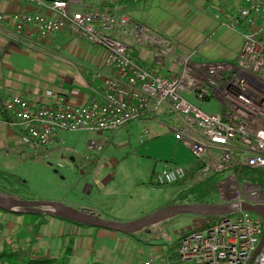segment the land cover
Returning a JSON list of instances; mask_svg holds the SVG:
<instances>
[{
	"label": "built area",
	"instance_id": "1",
	"mask_svg": "<svg viewBox=\"0 0 264 264\" xmlns=\"http://www.w3.org/2000/svg\"><path fill=\"white\" fill-rule=\"evenodd\" d=\"M131 1L141 4L150 0ZM27 2L46 5L58 17L39 12L0 14V23L7 22L16 38L34 44L67 29L103 48L108 58L104 72L98 74L103 86L87 105L72 104L61 96H56L53 105L32 106L20 96L4 102L8 122L23 144L41 149L63 133L114 135L131 123L164 125L175 117L181 123L175 130L178 137L184 139L202 168L190 178L192 167L165 162L156 185L184 184L189 189L228 173L214 191L216 204L230 212L217 217L214 225L186 234L176 261L163 256L158 262L151 258L144 264H264V245L254 257L264 233L263 219L242 209L244 204L264 207L263 186L239 181L245 171L264 170V41L258 25L264 17V0H244V7L226 24L242 38L234 63H195L192 54L179 55L169 39L126 15L96 8L75 10V0ZM126 27H131L135 39L152 45L158 64H164L163 58L175 59L177 69L164 76L140 63L130 46L114 36ZM192 99L200 103L214 99L220 109L206 113ZM90 149L101 151L102 146L92 143Z\"/></svg>",
	"mask_w": 264,
	"mask_h": 264
},
{
	"label": "crops",
	"instance_id": "2",
	"mask_svg": "<svg viewBox=\"0 0 264 264\" xmlns=\"http://www.w3.org/2000/svg\"><path fill=\"white\" fill-rule=\"evenodd\" d=\"M75 1V10L96 8L117 15H126L133 22L140 21L142 23L138 24L141 26L145 25L156 30L159 36L161 34L168 36L167 38L173 37L174 40L182 44L195 41V46L184 48L178 47L175 44L176 41L173 40L176 51L192 54L195 63H234L242 48L241 34L231 31L226 27V24L244 7V0H150L141 4L131 0ZM16 12H39L50 18L58 17L46 5L40 6L37 3L27 2V0H0V14L8 15ZM258 25L262 28L261 33L264 41V17L259 20ZM114 36L127 43L133 55L145 66L156 68L161 74L167 75L177 69L174 61H164L163 65L158 64L156 52L151 46H148L147 42L137 41L131 34V27L114 32ZM107 58L108 54L103 48L73 35L67 29L52 39L31 44L16 38L9 30L8 23L1 22L0 99L4 104L9 98L20 96L32 106H42L53 105L56 96H61L72 104L87 105L97 96V89L103 86V79L98 77V74L104 72ZM161 126H166V124ZM132 127L128 125L114 135L108 133V137L89 141L87 148L93 141L108 145L112 143L117 147L118 144L116 145L115 140L120 144L125 142L126 137L130 136L129 128ZM144 142L141 139V143ZM65 147L66 142L63 134L49 147L35 149L27 146L23 144L17 130L9 122L3 120L0 115V170L5 173L7 168L12 166V161H16L13 159H19L23 155L33 156V154L47 158L51 156L50 154L61 152V148ZM27 151L33 153L30 154ZM125 159V157L102 154L97 160H92L91 164L86 167L89 170L86 171V168L84 170L89 180L84 183L83 193L88 197L90 204H76L75 209H90L95 212L97 217L118 224L132 223V218H125V220L131 221H122L120 217L115 216V212L121 206L116 203L123 196L117 191L122 186H118L120 181H116L115 174L111 171L109 176L104 178L105 173L102 174L100 169L101 175L99 176L103 175L102 179L97 178L95 181L92 176L99 166L106 163L110 170H117L118 165ZM193 164L194 162L190 164L189 168L193 167ZM130 196L131 193L128 192L127 197ZM212 203L216 204L215 201ZM147 216L149 215H142L140 219ZM51 218L53 219L51 221H58L79 232L80 230L87 231L86 229L90 227L73 224L56 217ZM58 225L63 228L61 224ZM133 232L122 234L125 237L133 238ZM102 235H105L104 238L108 237L106 234ZM81 236L83 237V235ZM82 240L84 239L82 238ZM74 244L76 245L72 256L74 260L82 259L86 253H90L85 242L78 241ZM104 255L106 254L103 253L100 255L101 257L96 258L100 257V262H110L109 259L104 260ZM163 255L165 254L160 249L156 250L153 253V256L156 257L153 259L158 262Z\"/></svg>",
	"mask_w": 264,
	"mask_h": 264
},
{
	"label": "rangeland",
	"instance_id": "3",
	"mask_svg": "<svg viewBox=\"0 0 264 264\" xmlns=\"http://www.w3.org/2000/svg\"><path fill=\"white\" fill-rule=\"evenodd\" d=\"M138 23L142 22L138 21ZM151 30L159 35L156 30ZM160 36L168 37L161 34ZM172 38H167V40L169 39L174 47H176L175 44L184 48L196 45L195 41L182 44ZM147 44L152 48L150 43L147 42ZM160 58L163 57L160 56ZM163 60L175 62V59L163 58ZM153 69L156 70V68ZM159 73L161 72L159 71ZM162 75L167 76V74ZM192 101L202 107L206 113L218 112L220 109V104L214 99L207 103H200L194 99ZM165 124L166 126H161L159 123L150 121L131 123L129 127H133L129 128L130 136H127L122 144L115 140L116 145L118 144L117 147L112 143L109 145L107 143L99 144L96 141L90 143V145L95 143L102 146L101 151L90 149V145L87 148L88 142L108 137V133L86 131L63 133L66 147L61 148V152L50 154L51 156L47 158L33 154V156L23 155L19 159H13L16 161H12V166L7 168L6 173L15 176L21 182L14 186L0 181V197L10 200L60 202L74 209L76 204L87 203L89 205L88 197L83 193L84 183L89 180L84 170L92 160L95 161L104 154L126 158L118 165L117 170H110L106 163L92 173L93 179L97 181V178H103V175L99 176L101 173H105L104 178H107L106 176H109L112 171L116 181H120L118 186H122V188L117 191L123 196L116 203L121 206L115 212V216L120 217L122 221H137L142 215H152L173 205H212V201L217 202L218 198L214 187L228 176V173L213 176L210 183L202 185L199 188L202 196H189L185 200L179 198L178 195L188 192L186 185L163 188L156 185L157 175L165 162L189 167L195 161L192 151L175 131L181 127L180 121L174 117ZM141 139L145 142L141 143ZM27 153L33 152L27 151ZM88 170L86 168V171ZM261 171L263 170L243 172L239 176L240 183L248 181L251 184H260L264 190V173ZM128 192L131 193L130 197H127ZM89 213L96 215L92 210ZM179 216L134 231L133 238L125 237L119 232L92 226L86 229L87 231L80 230L79 232L58 221H51L53 219L48 217V224L39 231V243L34 250L43 252L46 258H59L69 245L76 250L74 243L80 241L85 242L90 253H86L84 258L78 260H74L72 257V264H144L149 259L156 257L153 256V253L159 249L165 254L163 256L173 259L175 252L178 255L181 240L186 234L214 225L219 217ZM125 218L132 219L125 220ZM35 222L36 220L31 215L16 216L10 213H0V223L3 225L0 232V251H2L4 243L10 244L9 247L13 250L26 248L30 240L31 227ZM58 224H61L63 228ZM102 234H106L108 237L104 238L105 235ZM103 253L106 254L104 260L109 259L110 262H100V255ZM98 256H100L99 259L96 258Z\"/></svg>",
	"mask_w": 264,
	"mask_h": 264
},
{
	"label": "water",
	"instance_id": "4",
	"mask_svg": "<svg viewBox=\"0 0 264 264\" xmlns=\"http://www.w3.org/2000/svg\"><path fill=\"white\" fill-rule=\"evenodd\" d=\"M0 208L8 212L14 213H40L49 216L59 217L67 219L87 226L103 228L114 232H120L123 234H129L134 230L150 226L157 222L167 220L179 215H208V216H220L230 211L222 210V206L216 204H195V205H173L162 210L155 212L152 215L144 217L138 221L130 224H118L104 220L91 215L89 209L82 208L80 210L66 206L60 202H39V201H22V200H11L7 204L0 202ZM242 209L256 213L260 215L264 223V207L259 205H242ZM264 245V233L260 245L254 254L262 249Z\"/></svg>",
	"mask_w": 264,
	"mask_h": 264
},
{
	"label": "trees",
	"instance_id": "5",
	"mask_svg": "<svg viewBox=\"0 0 264 264\" xmlns=\"http://www.w3.org/2000/svg\"><path fill=\"white\" fill-rule=\"evenodd\" d=\"M0 115L3 120H5L6 122L9 121V118L4 108V104L1 101V99H0ZM201 168H202V164L194 161L192 172L189 174V177L190 178L193 177L197 172L201 170ZM261 172L264 173V170ZM212 178L198 185H195L192 188H189L187 193H183V194L180 193L178 197L181 198L182 200H185L189 196H202L199 191V188L204 184L210 183ZM0 181L10 183L11 185L14 186L21 182L15 176L9 175L1 170H0ZM0 213H5V214L10 213L16 216L31 215L36 220V222L31 227L30 240L26 248L20 250H13L9 247L10 244L4 243V247L2 251H0V264H72L71 258L73 256L74 249L71 245H69L66 248L65 252L59 258H46L43 252H36L34 250L35 246L39 243L40 229L47 224L48 217H54V216L43 215L40 213H14V212H8L1 208H0ZM56 218L67 222L76 223L81 226H87L85 224H80L67 219H63L59 217ZM2 229H3V225L0 223V232ZM173 259L174 260L178 259V255L176 252L173 255Z\"/></svg>",
	"mask_w": 264,
	"mask_h": 264
},
{
	"label": "bare ground",
	"instance_id": "6",
	"mask_svg": "<svg viewBox=\"0 0 264 264\" xmlns=\"http://www.w3.org/2000/svg\"><path fill=\"white\" fill-rule=\"evenodd\" d=\"M10 201H11L10 199L0 197V202L3 203V204H7Z\"/></svg>",
	"mask_w": 264,
	"mask_h": 264
}]
</instances>
